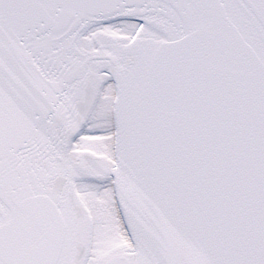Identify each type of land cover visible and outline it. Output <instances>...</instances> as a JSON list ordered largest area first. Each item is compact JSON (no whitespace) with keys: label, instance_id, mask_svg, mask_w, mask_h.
<instances>
[{"label":"snow or ice","instance_id":"snow-or-ice-1","mask_svg":"<svg viewBox=\"0 0 264 264\" xmlns=\"http://www.w3.org/2000/svg\"><path fill=\"white\" fill-rule=\"evenodd\" d=\"M0 264H264V0H0Z\"/></svg>","mask_w":264,"mask_h":264}]
</instances>
